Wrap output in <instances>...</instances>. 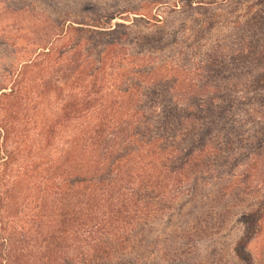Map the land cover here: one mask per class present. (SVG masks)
<instances>
[{
  "label": "trees",
  "instance_id": "1",
  "mask_svg": "<svg viewBox=\"0 0 264 264\" xmlns=\"http://www.w3.org/2000/svg\"><path fill=\"white\" fill-rule=\"evenodd\" d=\"M30 1L0 3V264H223L225 233L262 264L264 0Z\"/></svg>",
  "mask_w": 264,
  "mask_h": 264
},
{
  "label": "rangeland",
  "instance_id": "2",
  "mask_svg": "<svg viewBox=\"0 0 264 264\" xmlns=\"http://www.w3.org/2000/svg\"><path fill=\"white\" fill-rule=\"evenodd\" d=\"M1 5H2V9L4 10L6 9L7 5L10 4V7L15 8H19L24 6L26 9H30L29 7H27V4L29 2H31L30 0H0ZM98 3L102 6L104 5H108V4H114L117 0H97ZM6 6V7H5ZM8 8V7H7ZM23 8V7H22ZM36 12V9L33 10ZM37 13V12H36ZM5 61H9V57L7 55V53L4 52H0V74H2L4 72L3 69V64L5 63ZM210 221V219L208 218V216L206 214H203L202 216L198 217V219L196 220L194 217L193 219H187V222H185L184 224L188 223L190 225H193V227H196L197 230L194 231L193 230V234L195 233H199L200 231L198 229H204L205 227H209L210 224H207ZM160 223V222H159ZM157 224L156 228H155V232L151 234V238H157L156 240H151V243H157V244H161L164 245L165 241L167 240H172V239H168L169 235H172V227L170 230L164 232V224ZM187 224V225H188ZM164 233H168V236H166ZM225 235L224 238L222 239V242H224L223 244L225 245H218L216 248L217 249H222V252L220 253L221 259H222V263H226V264H231L232 262L230 261V247L232 245V243L236 240V233H229L228 235L225 233L223 234ZM220 237H222L221 235H219ZM219 237V239H220ZM215 238H217V236H215ZM218 239V238H217ZM195 240H197L195 238ZM195 240H193L195 242ZM203 242V241H202ZM210 242V240L204 241L203 243H200V246H198V244H196L195 242V247H193V261H190V264H212L215 260L214 256L212 254H210V248L212 247V243H208ZM217 242V241H216ZM217 244V243H215ZM197 248H199V250H197ZM249 250L254 253L257 257L258 260L257 261H262L263 259V263L264 264V246L263 244H261L260 240H255L251 243ZM197 253V256H196ZM150 255V254H149ZM150 258V264H164L163 261H161L159 259V255L153 253L151 256H149ZM192 259V258H191ZM152 262V263H151Z\"/></svg>",
  "mask_w": 264,
  "mask_h": 264
}]
</instances>
